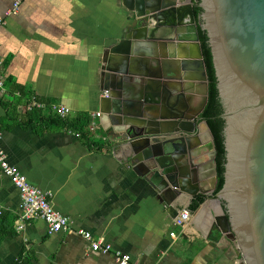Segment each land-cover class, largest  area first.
I'll return each mask as SVG.
<instances>
[{
  "label": "crops",
  "instance_id": "crops-1",
  "mask_svg": "<svg viewBox=\"0 0 264 264\" xmlns=\"http://www.w3.org/2000/svg\"><path fill=\"white\" fill-rule=\"evenodd\" d=\"M16 2L17 12L5 16ZM0 19V77L4 80L0 145L10 165L46 192L54 209L67 216L73 228L72 233H51L43 220L26 222L15 237L0 244V264L18 260L21 264H117L116 251L128 254L129 264H242L237 244L215 227L223 212L215 198H207L191 211L195 198L182 192L166 205L159 189L126 160L114 139L111 145L100 140L112 136L101 102L107 82L103 56L130 30H141L121 0H0ZM180 27L186 38L180 43L184 49L179 50L177 42L155 41L152 47L139 48L138 65L145 80L152 73L167 78L165 87H151L161 101L185 117L199 114V119L205 102L204 72L188 26ZM128 86L130 94H138L135 82ZM32 96L45 104L68 107L70 121L100 113L90 122L97 126L94 138L102 149L90 148L67 129L39 133L27 126L26 106ZM161 112L155 108L145 115ZM198 119L200 134L183 161L195 171L187 189L202 193L214 183L211 140L203 119ZM215 189L205 195L211 196ZM0 208L2 214L17 218L15 229L22 204L4 176L0 177ZM182 211H188L190 218L178 227L174 221ZM77 230L109 244L111 252H94ZM172 232L175 239L169 237Z\"/></svg>",
  "mask_w": 264,
  "mask_h": 264
},
{
  "label": "water",
  "instance_id": "water-1",
  "mask_svg": "<svg viewBox=\"0 0 264 264\" xmlns=\"http://www.w3.org/2000/svg\"><path fill=\"white\" fill-rule=\"evenodd\" d=\"M195 1L202 9L201 26L207 34L217 90L225 110L221 115L225 121L224 184L211 196L205 194L217 184L216 149L207 122L201 121L211 140L214 185L202 194L187 189L195 180V171L183 161L192 140L200 134L199 114L197 118L185 117L181 110L161 101L151 87H165L163 81L167 78L152 73L151 79L145 80L137 60L139 48L152 47L155 41L177 42V48L184 49L180 43L186 38L180 26L186 24L204 72V109L208 77L193 10ZM121 3L135 23H140L141 30H130L103 56L107 93L101 102L105 121H111L110 134L116 148L159 189L166 205L182 192L194 198L202 196V203L215 198L223 210L222 216L216 218L219 234L237 244L242 264H264V0ZM130 82L140 87L137 95L129 93ZM155 108L162 112L154 117L145 115Z\"/></svg>",
  "mask_w": 264,
  "mask_h": 264
},
{
  "label": "built area",
  "instance_id": "built-area-1",
  "mask_svg": "<svg viewBox=\"0 0 264 264\" xmlns=\"http://www.w3.org/2000/svg\"><path fill=\"white\" fill-rule=\"evenodd\" d=\"M18 10V2L13 5L11 10L5 12V16L13 15ZM2 19H0V24ZM2 61L0 59V66ZM4 89V80L0 77V94H3ZM104 92V96H106ZM27 111L38 110L41 111L47 117H58L62 120H67L70 115V109L64 105L60 104H45L37 96H32L27 103ZM100 116V113H92L90 117ZM87 129L93 133L96 132L97 126L93 121L89 123ZM76 137H79V133H74ZM1 140V134H0ZM100 140L103 145L112 144L113 140L111 137H100ZM4 176L9 178L13 186L18 191L21 204L22 212L18 217V220L15 224V231L19 232L23 225L26 222L31 220L40 219L43 220L51 233H57L65 231L68 233L73 232V228L70 224V220L67 216L63 215L52 206L51 202L48 199V194L43 190L39 189L36 186L31 185L27 178L21 174L14 166L10 165L7 161V157L0 145V177ZM2 210L0 208V215ZM190 214L188 211H182L175 219L174 223L178 227H182L187 220H189ZM77 234L81 235L86 241L90 243V248L94 252L101 254H109L112 250V247L109 244L102 242V240H92V236L89 232L84 230H77ZM176 233L172 232L169 234L171 239L176 238ZM114 258L117 261V264H129L131 258L128 254H123L119 251L114 252ZM17 264H21V260L17 261Z\"/></svg>",
  "mask_w": 264,
  "mask_h": 264
},
{
  "label": "trees",
  "instance_id": "trees-1",
  "mask_svg": "<svg viewBox=\"0 0 264 264\" xmlns=\"http://www.w3.org/2000/svg\"><path fill=\"white\" fill-rule=\"evenodd\" d=\"M194 15L197 22V31L201 45V51L203 54V60L205 63L206 73L208 77V97L207 103L202 113V119L205 120L209 126V129L213 136V143L216 149V171H217V185L214 195H216L223 187L224 184V166H225V148H224V128L225 121L221 118L224 113V105L219 97L217 90V80L215 76V70L212 62L211 50L208 44V38L206 32L202 29L201 13L202 9L199 6V1L193 3ZM30 119L27 120V126L31 125L34 129L41 133L45 130H60L67 129L72 132L79 133V138L84 143L95 150H101L102 146L98 145L95 141V132L91 133L87 127L90 123L89 116H81L76 120H62L58 117H46L41 111L33 110L29 113ZM26 125V124H25ZM203 197L197 196L192 204L190 210L195 211L197 207L202 203ZM225 209V208H224ZM17 218L10 217L8 214L0 215V244L6 239H11L16 236L14 229V222ZM25 263V262H24ZM23 263V264H24ZM17 264V263H14Z\"/></svg>",
  "mask_w": 264,
  "mask_h": 264
}]
</instances>
